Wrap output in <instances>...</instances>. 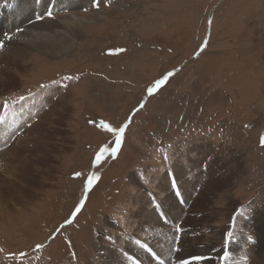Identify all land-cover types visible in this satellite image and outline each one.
Here are the masks:
<instances>
[{
  "label": "rangeland",
  "instance_id": "obj_1",
  "mask_svg": "<svg viewBox=\"0 0 264 264\" xmlns=\"http://www.w3.org/2000/svg\"><path fill=\"white\" fill-rule=\"evenodd\" d=\"M22 1L0 6V122H13L0 153L20 140L15 177L0 167V264H97L102 248L126 261L150 251L157 264L181 248L186 257L173 264L257 256L264 0H88L39 18L70 26L72 37L58 29L50 38L60 49L21 56L4 42L15 28H1L6 12L35 20L31 2L17 9ZM19 114L37 124L29 138L41 145L24 161L38 144L15 129ZM23 178L29 193L13 202L6 186ZM200 190L197 208L182 198ZM170 204L189 213L174 221Z\"/></svg>",
  "mask_w": 264,
  "mask_h": 264
},
{
  "label": "bare ground",
  "instance_id": "obj_2",
  "mask_svg": "<svg viewBox=\"0 0 264 264\" xmlns=\"http://www.w3.org/2000/svg\"><path fill=\"white\" fill-rule=\"evenodd\" d=\"M3 0H1L0 2V6ZM88 0H30L29 2H31V4L28 6V10L31 12L32 16L35 18V20L29 24V25H23L21 24V20L18 17H15V15L13 14H8V12H6V16L4 18V27L1 28V33L4 34L7 30H10L12 28H15V33H7V36L4 40L6 46H14L17 48L18 52H20V55H24L26 54V49L30 48L34 51H44V50H48V51H56L58 49H60V47L58 46H51L50 43L52 42L50 40L51 37L54 38V35H61L58 29H62V31L64 30V32H61L62 34H68L70 37H72L71 31H70V26L69 25H61L57 22H51V23H46L42 20H40L39 18L48 13H56L62 10H65L66 8L73 6V5H79L81 3H86ZM26 1H22V3H19L18 8L22 7L25 3H29ZM7 3V2H6ZM9 7V6H8ZM8 11V10H7ZM2 12L1 8H0V13ZM25 13L27 14V10L25 11ZM23 15V14H22ZM18 16H21V14H18ZM3 17V16H2ZM32 19V18H31ZM28 23V22H27ZM62 27V28H61ZM37 30V31H36ZM8 37H11V39H8ZM64 39L66 38L65 36H63ZM69 37V38H70ZM52 38V39H53ZM68 38V39H69ZM56 39V37L54 38ZM53 44V43H52ZM29 49V50H30ZM28 50V49H27ZM29 53V52H28ZM31 55V54H30ZM32 59H34L37 55H34L32 53L31 55ZM13 57V56H11ZM18 57V56H17ZM25 57V56H24ZM28 57V56H27ZM39 58V57H38ZM36 59V58H35ZM34 59V60H35ZM41 59V58H40ZM20 60V59H19ZM44 60V59H42ZM41 61V60H40ZM37 62V61H36ZM10 63V62H9ZM16 63V62H15ZM4 64V63H3ZM15 66V65H14ZM18 68H21L20 66H17ZM1 71V70H0ZM57 98V97H56ZM63 98V97H62ZM2 106V105H1ZM4 106V105H3ZM51 108V107H50ZM49 108V109H50ZM48 109V108H47ZM46 109H44L43 111L41 110L40 114H39V118L38 121L41 117H43V114L46 113L45 112ZM49 111V110H48ZM34 111H31V113H33ZM7 113V112H6ZM37 113V112H36ZM35 113V114H36ZM42 113V114H41ZM46 115V114H45ZM44 115V116H45ZM6 116V115H5ZM34 116V114L32 115ZM26 121L27 123L25 124L24 121ZM46 121V120H45ZM57 123V122H56ZM33 124V123H32ZM30 119H26L24 114H19V115H15V129L18 130L19 132L22 130V132H24L25 135H27V141L29 143H36L38 145H32L30 144V146L27 147V154L22 158V160L24 161L25 159L27 160L28 157H31L32 153L34 152V150H38L41 145H39L40 143L37 141V137L34 136V139L29 138V136L33 133V127H37V124H35L34 126H32ZM5 125H13L12 119H7L4 122H0V132L4 131V127ZM30 125V126H29ZM43 125V124H42ZM28 126V127H27ZM7 130V134L9 137H11V131H10V127L7 126L6 127ZM50 130V129H49ZM49 132V131H48ZM20 135V133H19ZM41 136V135H40ZM5 139V137H2ZM1 140V139H0ZM20 140H16L15 139V145H12L11 147H9L8 149L4 150L3 153H0V167H3L1 170V173H9L11 174V176L15 177V170L16 167L13 166L14 161L12 160L11 156L14 155L15 157V150L18 148L16 147V144L19 143ZM32 145V146H31ZM21 149V148H20ZM31 149V150H29ZM25 165L23 167V173H27V169H26ZM216 171V170H215ZM207 172V171H206ZM210 173V172H209ZM17 175L21 176L22 175V170L21 172L17 173ZM1 177V176H0ZM9 177V176H8ZM209 177V176H208ZM8 179V178H7ZM219 179V178H218ZM226 179V178H225ZM229 179V178H228ZM0 181L2 182L3 180ZM226 181V180H225ZM15 182V181H14ZM24 183V178L18 182V184H14L12 183V181L8 182L7 186L11 187V190H9V187L6 186V190L10 193V199L11 201L15 202V194H22V193H29L28 188L23 186ZM2 185V184H1ZM5 185V184H4ZM30 186L32 187V189L40 186L38 183H36L34 180H31L30 182ZM8 188V189H7ZM1 189L3 190V186H1ZM0 189V190H1ZM205 189V188H204ZM14 191V193L12 192ZM2 191H0L1 194ZM4 192V191H3ZM7 192V193H8ZM203 191H199V193H197L196 196L192 197L193 195H191L188 191H183L182 194V198L184 199V201H189V203L191 204V206L194 208H197V203L199 202V200L201 199V194ZM5 193V192H4ZM8 193V194H9ZM13 193V194H12ZM3 194V193H2ZM190 194V195H189ZM4 195V194H3ZM22 196V195H20ZM2 197V196H0ZM167 197L171 198V195H168ZM170 208L171 209H167L168 212V216L169 218L172 217L174 221H176L177 219L179 220V216H181V214L183 212H187L189 213V210H185L183 211L179 206H175L170 204ZM192 211V210H191ZM197 211H202V210H197ZM186 213V214H187ZM155 213L154 212H149L147 217L148 219H152L155 222L161 223L160 221H157V218L154 216ZM191 217V216H190ZM190 219V218H189ZM187 220V219H186ZM170 221V220H169ZM163 232V229L161 230ZM169 229L166 230L165 235L168 233ZM260 232L262 233V240L258 239L261 241L259 242V240L256 241V244L253 245L254 248H256V252H257V256H253L250 257V260L248 261V264H252V263H256V264H264V231L260 230ZM164 233V232H163ZM173 243V242H172ZM172 243H169L170 245H173ZM179 245V244H178ZM164 246V245H163ZM160 247V246H159ZM166 247V246H165ZM183 247V244L181 243L180 247ZM229 249H227V251L225 252V254H227V256H223L225 257V260H230L232 257H229L228 252L230 251L231 253L236 252L237 249V245H230ZM162 250V249H161ZM148 251V254H139V256H141V259L135 260V258H128L127 261L124 258H121V256H115L114 254L112 255L110 251H108L107 249H103L102 248V252L99 253L100 256H97L96 259H94V261L97 264H133L134 261H138L137 264H140V262L142 264H157V263H153L152 262V255L151 252ZM161 253V252H160ZM182 248L179 252H177L175 254V256L181 261L184 257L182 255ZM221 253H224V251H222ZM138 255V253H136ZM163 254V253H162ZM159 255V254H158ZM186 255V254H185ZM138 256V257H139ZM155 256V255H154ZM166 256V255H165ZM165 256H162L165 257ZM174 255H170L171 258V263L164 261L167 264H173L176 263L177 258ZM136 257V256H135ZM191 257V256H189ZM188 257V258H189ZM210 257V256H209ZM214 256H211V258H213ZM220 255L217 257L219 258ZM161 258V260H162ZM156 259H159L158 256L156 257ZM122 262V263H121ZM155 262V261H154ZM212 262H209L208 264H211ZM207 264V262H206ZM215 264V263H213Z\"/></svg>",
  "mask_w": 264,
  "mask_h": 264
},
{
  "label": "snow or ice",
  "instance_id": "obj_3",
  "mask_svg": "<svg viewBox=\"0 0 264 264\" xmlns=\"http://www.w3.org/2000/svg\"><path fill=\"white\" fill-rule=\"evenodd\" d=\"M48 15L49 16H51L52 15V13L51 12H49L48 13ZM8 39H11V37H8ZM4 47V43H3V41H0V48H3ZM109 131H118L120 134H123V132L125 131V128H120L119 130H116V129H108ZM119 140H120V136H118V138H117V142L119 143ZM262 143H264V140H262ZM115 151H116V149H113V154L115 153ZM89 183H90V181H89Z\"/></svg>",
  "mask_w": 264,
  "mask_h": 264
}]
</instances>
